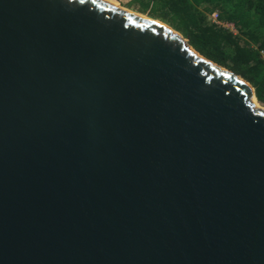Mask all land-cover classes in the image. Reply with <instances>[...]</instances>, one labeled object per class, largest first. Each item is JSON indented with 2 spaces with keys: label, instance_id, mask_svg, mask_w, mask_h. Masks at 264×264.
Instances as JSON below:
<instances>
[{
  "label": "water",
  "instance_id": "water-1",
  "mask_svg": "<svg viewBox=\"0 0 264 264\" xmlns=\"http://www.w3.org/2000/svg\"><path fill=\"white\" fill-rule=\"evenodd\" d=\"M254 97L108 0H0V264H264Z\"/></svg>",
  "mask_w": 264,
  "mask_h": 264
},
{
  "label": "trees",
  "instance_id": "trees-1",
  "mask_svg": "<svg viewBox=\"0 0 264 264\" xmlns=\"http://www.w3.org/2000/svg\"><path fill=\"white\" fill-rule=\"evenodd\" d=\"M113 1V0H112ZM115 2V1H114ZM140 12L170 24L202 55L236 72L264 104V0H133ZM203 7L204 11L199 10ZM232 23L218 25L207 13Z\"/></svg>",
  "mask_w": 264,
  "mask_h": 264
},
{
  "label": "rangeland",
  "instance_id": "rangeland-1",
  "mask_svg": "<svg viewBox=\"0 0 264 264\" xmlns=\"http://www.w3.org/2000/svg\"><path fill=\"white\" fill-rule=\"evenodd\" d=\"M113 1L117 2L121 7H124V8H127V9H129V10H132V11H134V12L140 13V14H142V15H144V16H147V17H151V18H153V17H152L150 14H148V13L140 12V11L137 9V5H136L135 3H132L133 0H113ZM154 19H156V18H154ZM156 20L161 21V22H164V21L159 20V19H156ZM164 23H166V22H164ZM166 24H168V23H166ZM168 25H170V24H168ZM170 26H171V25H170ZM175 30H176V29H175ZM258 101H259V100H258ZM259 102H260V101H259ZM260 104H261L262 106H264L263 103L260 102Z\"/></svg>",
  "mask_w": 264,
  "mask_h": 264
},
{
  "label": "built area",
  "instance_id": "built-area-1",
  "mask_svg": "<svg viewBox=\"0 0 264 264\" xmlns=\"http://www.w3.org/2000/svg\"><path fill=\"white\" fill-rule=\"evenodd\" d=\"M210 19L218 24V25H221V26H224V27H227L229 29H231L232 31H235V27L232 23H226V22H222L219 20V13L217 11L213 12L211 15H210ZM261 56H262V59L264 60V49L261 50Z\"/></svg>",
  "mask_w": 264,
  "mask_h": 264
},
{
  "label": "bare ground",
  "instance_id": "bare-ground-1",
  "mask_svg": "<svg viewBox=\"0 0 264 264\" xmlns=\"http://www.w3.org/2000/svg\"><path fill=\"white\" fill-rule=\"evenodd\" d=\"M108 1H110V2H112V3H114V4H116V5H118V6H120L117 2H114V1H112V0H108ZM121 7V6H120ZM252 101H253V103H254V105L256 106V107H258V108H263L264 106H262L261 104H260V102L258 101V99L256 98V97H254L253 99H252Z\"/></svg>",
  "mask_w": 264,
  "mask_h": 264
},
{
  "label": "crops",
  "instance_id": "crops-1",
  "mask_svg": "<svg viewBox=\"0 0 264 264\" xmlns=\"http://www.w3.org/2000/svg\"><path fill=\"white\" fill-rule=\"evenodd\" d=\"M199 10H202V11H204V9H203V7L201 6L200 7V9ZM212 14V12L211 13H207V15H209V19H210V15ZM223 22V21H222Z\"/></svg>",
  "mask_w": 264,
  "mask_h": 264
}]
</instances>
